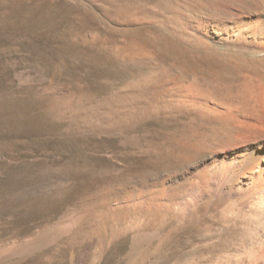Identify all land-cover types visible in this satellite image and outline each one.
I'll return each mask as SVG.
<instances>
[{"label":"rangeland","instance_id":"374dc122","mask_svg":"<svg viewBox=\"0 0 264 264\" xmlns=\"http://www.w3.org/2000/svg\"><path fill=\"white\" fill-rule=\"evenodd\" d=\"M229 2L0 0V264L235 263L256 223L240 203L181 222L123 201L218 134L171 102L173 76L209 75V51L261 67L184 29L252 0Z\"/></svg>","mask_w":264,"mask_h":264},{"label":"bare ground","instance_id":"6f19581e","mask_svg":"<svg viewBox=\"0 0 264 264\" xmlns=\"http://www.w3.org/2000/svg\"><path fill=\"white\" fill-rule=\"evenodd\" d=\"M235 4L216 15L202 13L186 20L184 29L198 37L203 49L219 45L233 53H258L261 67L243 64L236 57L212 61L209 51L203 53L209 75L198 73L202 80L196 75L197 79L184 83L173 76L171 102L204 124H214L218 134L212 143L201 144L206 148L201 158L138 185L123 201L128 207L163 213L181 222L200 219L212 206L240 203L256 223L247 249L237 254L234 264H264V0H252L249 7ZM183 142L187 145L184 156L192 155L196 146L188 138ZM178 148L182 150V145Z\"/></svg>","mask_w":264,"mask_h":264}]
</instances>
